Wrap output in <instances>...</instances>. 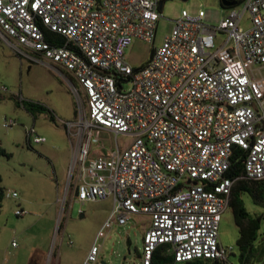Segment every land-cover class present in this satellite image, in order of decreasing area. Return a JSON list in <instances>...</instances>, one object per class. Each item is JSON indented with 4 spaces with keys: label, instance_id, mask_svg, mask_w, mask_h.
<instances>
[{
    "label": "built area",
    "instance_id": "2783aa9c",
    "mask_svg": "<svg viewBox=\"0 0 264 264\" xmlns=\"http://www.w3.org/2000/svg\"><path fill=\"white\" fill-rule=\"evenodd\" d=\"M165 1L0 0V38L16 55L47 62L83 99L77 121L65 122L73 139L66 196L111 200L98 234L146 216L141 264L161 247L172 264L226 261L233 249L218 232L232 189L264 180V79L253 75L264 68V0H240L242 10L228 7L216 27L203 11H182L148 61L132 68L125 52L134 40L154 41ZM244 13L247 30L239 27ZM218 35L226 38L216 46ZM102 133L132 141L114 149ZM26 138L45 142L33 128ZM234 148L245 153L243 173L229 177ZM99 253L94 243L82 264H98Z\"/></svg>",
    "mask_w": 264,
    "mask_h": 264
},
{
    "label": "rangeland",
    "instance_id": "374dc122",
    "mask_svg": "<svg viewBox=\"0 0 264 264\" xmlns=\"http://www.w3.org/2000/svg\"><path fill=\"white\" fill-rule=\"evenodd\" d=\"M235 9L241 11V4ZM182 11L192 16L203 11L204 23L216 27L229 10L220 0L165 1L154 41L134 40L125 52L132 68L148 61L152 49L162 45ZM239 27H250L248 13L242 16ZM225 38L218 35L216 46ZM253 75L264 79V68L255 69ZM128 88L124 84V89ZM27 102L43 106L48 113L29 114L23 108ZM84 107L83 99H77L71 85L47 62L16 55L0 38V264H29L31 259L37 264H82L94 243L100 249L98 264H141L143 218L125 226L113 225L98 234L109 216L111 200L80 204L66 196L73 139L65 122H76L79 108ZM5 120L15 125L5 128ZM31 128L44 143L27 142L26 132ZM100 138L114 149L116 144L125 149L132 141L107 133ZM7 192H15L17 197L6 198ZM242 200L249 216L263 217L259 235L263 234L258 239L264 243V202L257 204L247 195ZM19 209L24 210V216L15 215ZM218 233L220 244L233 249L226 264H239L238 232L230 209L222 214Z\"/></svg>",
    "mask_w": 264,
    "mask_h": 264
},
{
    "label": "trees",
    "instance_id": "16d2710c",
    "mask_svg": "<svg viewBox=\"0 0 264 264\" xmlns=\"http://www.w3.org/2000/svg\"><path fill=\"white\" fill-rule=\"evenodd\" d=\"M238 3H240V1ZM70 80L75 84L72 79ZM23 108L31 115L48 113V110L43 106L30 102L23 103ZM50 119L53 120L52 117H50ZM0 154H2L1 151ZM244 158L245 153L234 148L227 173L229 177H236L243 173ZM243 195H247L251 200L257 201V204H262L264 202V180L259 182H238L232 189L229 203V209L232 213L234 225L238 232V238L235 245L239 264H264V243L262 240L258 239L260 237V222L263 217L249 216L243 204ZM2 198L3 194L0 190V205ZM230 255H233V253ZM227 260L221 262L196 261L188 264H226ZM172 262L173 257L165 254L162 247L156 250L152 257V264H172Z\"/></svg>",
    "mask_w": 264,
    "mask_h": 264
},
{
    "label": "crops",
    "instance_id": "0c3cea01",
    "mask_svg": "<svg viewBox=\"0 0 264 264\" xmlns=\"http://www.w3.org/2000/svg\"><path fill=\"white\" fill-rule=\"evenodd\" d=\"M66 209V205L63 207V211ZM111 209H112V202H111ZM20 210H22V211H24L23 209H20ZM110 212H111V210H110ZM110 214V213H109ZM108 218V217H107ZM135 218H138V219H144V222L146 223V225H145V227H144V229H143V234H144V232L148 229V227H149V218L148 217H146V216H136V217H133L132 219H131V221L129 222V223H131L132 221H134V219ZM106 221V220H105ZM105 223V222H104ZM103 223V224H104ZM128 223V224H129ZM113 225H116V224H113ZM112 225V226H113ZM111 226V227H112ZM102 227V226H101ZM143 236V235H142ZM29 264H37V262L34 260V259H31L30 261H29ZM103 264V263H102Z\"/></svg>",
    "mask_w": 264,
    "mask_h": 264
},
{
    "label": "water",
    "instance_id": "95a60500",
    "mask_svg": "<svg viewBox=\"0 0 264 264\" xmlns=\"http://www.w3.org/2000/svg\"><path fill=\"white\" fill-rule=\"evenodd\" d=\"M182 1H187V0H182ZM237 2L233 1V2H230L228 0H220V4L222 5V7L224 8H228V7H232V6H235ZM162 6H163V3H160L159 5V10L162 9ZM123 260H125V258H123Z\"/></svg>",
    "mask_w": 264,
    "mask_h": 264
},
{
    "label": "flooded vegetation",
    "instance_id": "af4514ba",
    "mask_svg": "<svg viewBox=\"0 0 264 264\" xmlns=\"http://www.w3.org/2000/svg\"><path fill=\"white\" fill-rule=\"evenodd\" d=\"M228 1H230V2H233V1H235V2H239L240 0H228ZM256 203H257V201H255ZM263 234V233H262ZM262 234L260 235V236H262ZM262 238V237H261Z\"/></svg>",
    "mask_w": 264,
    "mask_h": 264
}]
</instances>
